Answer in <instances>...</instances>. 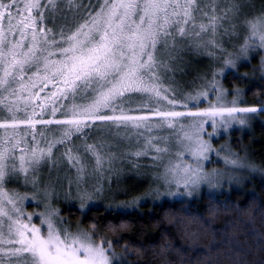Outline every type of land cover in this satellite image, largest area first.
<instances>
[{"label":"snow or ice","instance_id":"obj_1","mask_svg":"<svg viewBox=\"0 0 264 264\" xmlns=\"http://www.w3.org/2000/svg\"><path fill=\"white\" fill-rule=\"evenodd\" d=\"M251 7L250 0H0V264H131L128 256L143 253L122 243L130 224L121 217L142 206L179 205L165 217L193 243L200 232L189 231L191 223L207 224V232L222 208L241 211L229 203L232 171L258 166L230 142L213 141L264 114V99L241 106L242 90L224 85L228 74L248 79L238 65L264 53V8ZM190 55L221 67L201 72ZM217 162L224 169L208 167ZM125 166L151 179L142 195L114 200L86 224L61 214V196L81 212L102 206L105 184L111 192ZM202 190L208 216L185 203ZM30 201L43 210L27 211Z\"/></svg>","mask_w":264,"mask_h":264},{"label":"trees","instance_id":"obj_2","mask_svg":"<svg viewBox=\"0 0 264 264\" xmlns=\"http://www.w3.org/2000/svg\"><path fill=\"white\" fill-rule=\"evenodd\" d=\"M260 55L262 53L256 54V58L251 59L250 63L241 62L238 65L237 71L240 74L247 73L248 79H238L228 74L224 81L229 90L233 86L242 90L241 106L255 105L258 99H264V88L260 87L264 84V80H261ZM186 59L191 62L192 68L201 72L209 71L211 67H221L219 63L214 64L206 57L190 55ZM195 74L193 71L187 79H192ZM249 125L246 128L235 126L230 129L229 135L213 141L217 148L230 142L234 151L239 152L242 157L247 155L248 160L258 166L255 172L247 169L236 172L239 181L232 184L229 203L238 205L241 211H236L231 206L227 210L222 208L211 220V230L207 232L204 231L207 224L202 228L199 223H191L189 231L200 232L199 238L193 243L184 237L178 225L169 222L171 218L165 217L167 212L178 213L179 205L173 202L163 207L153 203L142 206L139 212L121 217L130 224L127 232L121 233L122 243L139 248L143 253L141 256H128L131 264H164L165 260L169 264H264V243L261 242L264 239V171H261L264 170V114L253 117ZM228 188L225 184L224 189ZM220 200H228V194L221 196ZM185 203L192 209L193 214L209 215L206 211L207 197L203 190L199 198L186 200ZM56 206L73 224L77 221L86 224L93 218L100 219L107 215L104 205L92 208L91 211L86 209L84 212L79 211L74 202L62 203L60 206L56 202ZM28 207L30 210L35 209L32 203ZM85 215L87 221L84 219ZM232 220H235V226L226 229L225 225ZM162 246L168 249L163 254ZM176 249L180 250L179 253ZM116 251L119 253L122 248L117 247Z\"/></svg>","mask_w":264,"mask_h":264},{"label":"rangeland","instance_id":"obj_3","mask_svg":"<svg viewBox=\"0 0 264 264\" xmlns=\"http://www.w3.org/2000/svg\"><path fill=\"white\" fill-rule=\"evenodd\" d=\"M251 5H253V7L247 9V11L249 12H253L258 14L262 8H264V0H250ZM262 55H264V53H262ZM210 130V129H209ZM121 148H125L126 145L125 144H121L120 145ZM113 151H116L117 149H112ZM213 160H216L215 157H213ZM142 163H147V161H142ZM209 168H220V169H224V164L222 162H217L208 165ZM146 171V170H145ZM236 172L240 171H232V175L236 177ZM239 180L236 178L233 182H238ZM152 184V181L149 177L144 176V175H137L136 173H133L131 171V169L127 168V166L124 167V172L119 176V178L117 179V177L113 176L112 177V183H111V192H109L108 189V185L105 184V193L104 196L101 198L100 201H98L99 204H102L104 206L111 204L114 202V200L116 202L118 201H124V200H130L133 196H139L142 195L148 188L149 186ZM120 190H127L128 195H121ZM21 191H24L23 189H21ZM205 191V190H203ZM38 199H40V197H38ZM192 198H188L186 200H189ZM68 202H74L75 205L79 208V202L75 201V200H70ZM34 204L35 209L34 210H30V207H28L27 205V211L29 212H38V211H42L43 209L41 207H39L36 203L34 202H29L28 204ZM58 205L60 206L62 203H66L63 199V197L61 196L60 200L57 201ZM33 206V205H32ZM86 210V209H85Z\"/></svg>","mask_w":264,"mask_h":264}]
</instances>
